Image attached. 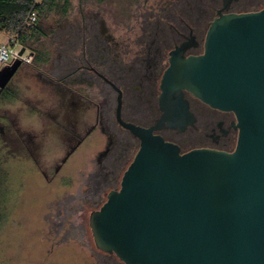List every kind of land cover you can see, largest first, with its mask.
I'll return each mask as SVG.
<instances>
[{
    "label": "water",
    "instance_id": "obj_1",
    "mask_svg": "<svg viewBox=\"0 0 264 264\" xmlns=\"http://www.w3.org/2000/svg\"><path fill=\"white\" fill-rule=\"evenodd\" d=\"M223 11L203 54L185 56L187 45L171 52L156 125L123 122L119 95V123L141 147L120 190L90 214L89 227L96 248L124 264H264V9ZM16 62L0 92L22 64ZM186 93L236 115L234 152L181 153L154 134L194 125Z\"/></svg>",
    "mask_w": 264,
    "mask_h": 264
},
{
    "label": "flooded vegetation",
    "instance_id": "obj_2",
    "mask_svg": "<svg viewBox=\"0 0 264 264\" xmlns=\"http://www.w3.org/2000/svg\"><path fill=\"white\" fill-rule=\"evenodd\" d=\"M263 2L233 0L228 10L223 11L225 0H166L161 12L156 11L154 20L142 21L144 34L136 51L119 49L120 43L107 34L100 14L81 12L76 22L69 25L65 38L72 48L82 45L80 54L60 59L59 65L52 67V72L45 73V77L41 70L38 73L59 96L54 114L48 116L46 131L50 138L54 136L64 146L63 158L46 166L40 161L42 142L37 141V136L15 129L38 174L47 183L55 182L68 162L97 133L104 145L96 155L97 173L91 197L102 202L107 191V201L111 192L120 190L121 172L127 171L141 147V141L119 123L120 93L121 120L146 129L153 127L162 116L160 83L169 67L171 52L187 45L185 56L203 54L207 19H210V27L220 11L246 13L243 11L248 7H260ZM32 55L34 67L39 69L38 52ZM79 85L87 86V90L75 88ZM185 98L195 117L194 125L184 132L164 129L154 134L177 145L181 153L196 149L234 152L239 139L236 115L214 109L189 93ZM12 127L15 128L14 123Z\"/></svg>",
    "mask_w": 264,
    "mask_h": 264
},
{
    "label": "rangeland",
    "instance_id": "obj_3",
    "mask_svg": "<svg viewBox=\"0 0 264 264\" xmlns=\"http://www.w3.org/2000/svg\"><path fill=\"white\" fill-rule=\"evenodd\" d=\"M165 2L72 0L67 15L56 11L40 17L44 34L32 39L26 48L31 54L42 52L44 62L38 64L39 69L34 67V60L22 63L6 88L7 95L0 98V125L4 128L0 135V156L8 173L0 203V264H124L115 255L96 248L89 227L90 214L103 206L107 194L106 191L102 202L91 197L97 173L96 155L104 145L100 136L93 134L50 184L38 174L15 129L37 136V141L42 142L40 161L46 166L60 162L65 148L46 131L48 116L54 114L59 96L43 82V77L59 65L60 59L80 54L81 44L72 48L65 41L69 25L76 22L81 12L100 14L107 34L120 43L119 49L136 51L144 34L142 21L154 20L156 11L161 12ZM262 9L264 2L243 12ZM208 21L204 26L207 31ZM8 36L11 39L4 44L13 40ZM4 37L5 34L0 35V40ZM17 66L16 61L0 64V85ZM40 70L42 78L38 76ZM77 87L87 90L85 85ZM125 171L121 172V178Z\"/></svg>",
    "mask_w": 264,
    "mask_h": 264
},
{
    "label": "trees",
    "instance_id": "obj_4",
    "mask_svg": "<svg viewBox=\"0 0 264 264\" xmlns=\"http://www.w3.org/2000/svg\"><path fill=\"white\" fill-rule=\"evenodd\" d=\"M72 0H0V35L7 34L23 48L37 36L44 33L40 27V17L53 12H62L67 15L70 10ZM32 12H36L38 20L34 24H27V18ZM27 49V48H26ZM42 52H38L37 61L44 62ZM6 94V88L0 92V98ZM4 133V128L0 125V135ZM8 173L5 163L0 156V203L3 188L7 182ZM0 211V220H1Z\"/></svg>",
    "mask_w": 264,
    "mask_h": 264
},
{
    "label": "built area",
    "instance_id": "obj_5",
    "mask_svg": "<svg viewBox=\"0 0 264 264\" xmlns=\"http://www.w3.org/2000/svg\"><path fill=\"white\" fill-rule=\"evenodd\" d=\"M38 20V15L36 12H32L27 18V24H34ZM10 44H2L0 45V64H8L10 61H20L23 64L31 63L33 60V55L26 50L23 55H20V51L23 47L17 44V42L13 39L8 42Z\"/></svg>",
    "mask_w": 264,
    "mask_h": 264
},
{
    "label": "crops",
    "instance_id": "obj_6",
    "mask_svg": "<svg viewBox=\"0 0 264 264\" xmlns=\"http://www.w3.org/2000/svg\"><path fill=\"white\" fill-rule=\"evenodd\" d=\"M3 34H4V33H3ZM1 35H2V34H1ZM10 39H11V38H10L7 34H5L4 39H1V40H0V45L6 43V42L9 41Z\"/></svg>",
    "mask_w": 264,
    "mask_h": 264
}]
</instances>
